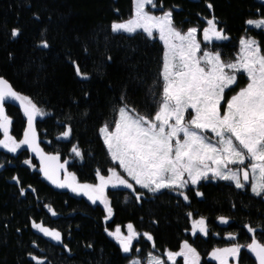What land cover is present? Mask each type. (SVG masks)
I'll return each instance as SVG.
<instances>
[{
  "label": "trees",
  "instance_id": "obj_1",
  "mask_svg": "<svg viewBox=\"0 0 264 264\" xmlns=\"http://www.w3.org/2000/svg\"><path fill=\"white\" fill-rule=\"evenodd\" d=\"M148 8L170 9L181 29L196 26L201 49L219 52L225 62L238 57L243 35L264 52V28L246 22L264 17V0H153ZM132 11L133 0H0V74L46 113L36 118L42 147L59 152L75 180L88 185L117 168L99 127L113 125L121 105L152 119L160 104L163 43L143 31L111 29L112 21ZM213 18L227 39H201ZM14 29L19 30L15 37ZM76 66L88 79L77 76ZM246 81L239 71L222 104ZM6 111L21 139L25 118L13 104H6ZM129 182L132 188L108 186L103 202H90L73 189L50 185L24 147L0 149V264H38L37 259L42 264H126L133 256L145 261L151 251L162 256L178 250L183 242L195 249L199 264H219L208 256L213 248L245 246L253 238L264 243V194L257 196L248 186L209 176L181 190L153 193ZM34 223L58 231L61 240L43 236ZM126 223L141 233L127 253L108 233ZM227 259V264H255L245 247ZM176 264H183L181 257Z\"/></svg>",
  "mask_w": 264,
  "mask_h": 264
},
{
  "label": "snow or ice",
  "instance_id": "obj_2",
  "mask_svg": "<svg viewBox=\"0 0 264 264\" xmlns=\"http://www.w3.org/2000/svg\"><path fill=\"white\" fill-rule=\"evenodd\" d=\"M152 3L153 0H134V16L127 21L114 22L111 25L113 32L135 33L142 30L149 37L153 36L155 28L165 44L161 73L163 91L154 117L149 119L138 114L134 116L125 106L119 108V119L114 122L113 130H109L108 124L99 129L112 159L119 162V166L136 184L153 193L162 189L181 190L189 182L195 185L201 179H209V172L212 179L232 181L237 188H243L245 184L241 181L240 174L242 173L243 181L246 182L250 178L251 169L253 178L258 171L260 181L259 190L257 183L253 182L252 191L257 196L264 194V53L261 52L260 46L254 40L241 39L243 56L236 63H223L219 52L213 54L204 51L203 55L197 58L196 53L201 48L195 37L197 28H189L182 34L173 26L170 11L162 16H153L145 11V5ZM207 23L209 27L203 29L205 41L227 39L223 30L216 28L214 18L209 19ZM247 23L261 27L264 26V19L249 20ZM11 34L15 37L19 30L14 29ZM173 40L179 43H171ZM41 46L47 48L48 43L43 41ZM201 60L206 61L207 70L200 66ZM225 68L235 71L229 74L225 72ZM241 70L246 73L249 82L246 87L226 100V107L221 114L225 91L236 83V72ZM75 71L81 79H88L86 74L81 73L79 66L75 67ZM9 98L21 102L28 118V129L19 143L8 136V125L11 121L5 115L4 104ZM189 109L194 115L185 122V113ZM45 114L30 98L14 91L8 81L0 77V129H3L6 138L11 141V146L5 140H0V145L16 152L21 145L30 144L32 122L36 116ZM206 131L218 138L216 142L209 141L203 134ZM70 135V127L62 133L65 138ZM72 151L76 156L81 155L75 146ZM57 159L56 156L48 157V161ZM230 165L244 167L234 170ZM56 168H63V165L49 163L41 170L55 182ZM109 172L108 177L99 176L101 182L98 185L80 186L88 190L85 195L91 193L89 199L93 202H103L105 188L109 185L133 187L115 169H110ZM185 174L188 179H184ZM23 191L21 189L22 194ZM180 194L183 195V192ZM136 198L139 200L140 194H137ZM184 198L187 199L186 196ZM108 212L111 214L110 208ZM199 224L204 225L203 218ZM33 227L56 241L61 240V233L58 231L42 228L35 223ZM127 228L128 236H122L119 227L111 233L119 240L126 253L130 251L132 240L138 235L132 224H128ZM200 231L206 232V229L202 227ZM249 231L255 230L250 227ZM144 235L149 240L152 239L149 234ZM241 247H247L254 253L258 264H264V244L257 242L255 238L246 246L234 245L231 248L215 250V253H219L216 259L220 264H226L225 257H238ZM184 248L195 254V249L187 242ZM173 255H185L187 264V256L183 250L180 253H168L169 259ZM38 264L42 262L38 261ZM132 264H140V261L134 260ZM148 264H163V261L150 255Z\"/></svg>",
  "mask_w": 264,
  "mask_h": 264
},
{
  "label": "rangeland",
  "instance_id": "obj_3",
  "mask_svg": "<svg viewBox=\"0 0 264 264\" xmlns=\"http://www.w3.org/2000/svg\"><path fill=\"white\" fill-rule=\"evenodd\" d=\"M148 5H150V4H147V5H145V11L146 12H148L150 15H153V16H162L165 12H169L170 11V9H165V10H163V11H161L160 13H155V12H153V11H151L149 8H148ZM134 11H135V4H134V0H133V11H132V14H131V16H129L128 18H125V19H121V20H115V21H112L111 22V25L114 23V22H124V21H127V20H129L130 18H132L133 16H134ZM171 12V11H170ZM260 19H264V17H252V18H249V19H247L246 20V22L247 21H249V20H253V21H258V20H260ZM173 23V22H172ZM248 24V23H247ZM248 25H250V24H248ZM173 26L177 29V30H179L182 34L183 33H186L187 32V30L189 29V28H193V27H195V28H197L196 26H190V27H188V28H186V29H181V28H179V27H177V26H175L174 24H173ZM250 26H255V27H257L255 24H251ZM207 27H209V25L207 26ZM261 27H263L264 28V26H261ZM112 29V28H111ZM138 31H142V30H138ZM123 32V31H122ZM127 33V32H126ZM203 33V32H202ZM210 35H211V33H210ZM153 36H156L162 43H163V45H164V53H165V44H164V41H162L161 39H160V37H159V32H158V30L157 29H153ZM195 37H196V40L200 43V41H199V39H198V36H197V32L195 33ZM202 40L204 39V35H202V38H201ZM241 39H245V40H249V39H251V40H254L253 38H251V37H249V36H247V35H243V36H241V38H240V41H241ZM255 41V40H254ZM171 43H179V41H175V40H173V41H171ZM201 45V44H200ZM204 51H209V52H211V53H216L217 51H212V50H209V49H201L200 48V51H198L197 53H196V56H197V58H199L200 56H202L203 55V52ZM262 52V51H261ZM262 53H264V52H262ZM243 56V53L241 52V44H240V46H239V55H238V57L235 59V60H233V61H229V62H225V61H223L222 59H221V57H220V59H221V61L223 62V63H225V64H227V63H236L241 57ZM163 59H164V56H163ZM200 66L201 67H205L206 68V70H207V67H208V65L206 64V61H204V60H201V62H200ZM162 70H163V66H162ZM235 70L234 69H228V68H225V72H227V73H229V74H231V73H233ZM242 71V70H241ZM243 72V71H242ZM238 72H236V74H237ZM244 73V72H243ZM245 75H246V73H244ZM246 78H247V75H246ZM248 78H247V81H246V83L242 86V87H240L236 92H234L232 95H235L241 88H244V87H246V85L248 84ZM231 95V96H232ZM231 96L229 97V98H231ZM228 98V99H229ZM223 102V101H222ZM121 107H125L124 105H121L119 108H121ZM224 107H226V102L224 103V104H222V107H221V114H223V110H224ZM158 108H159V106H158ZM158 110V109H157ZM132 115H134L135 116V114L134 113H132L131 111H129ZM156 113V112H155ZM155 115V114H154ZM154 115H153V117H154ZM192 115H194V113L192 112V110L191 109H189L186 113H185V122H187L188 120H190L191 119V116ZM152 117V118H153ZM117 119H119V109H118V111H117V117H116V120ZM115 120V121H116ZM105 124H108L109 125V130L111 131V130H113L114 129V124L113 125H110L109 123H103L100 127H99V129L102 127V126H104ZM8 132H9V129H8ZM99 134H100V136H101V138H102V140H103V142H104V136L99 132ZM205 136H207L208 137V139H209V141H211V142H216V140L218 139L217 137H215V135L213 134V133H211L210 131H206V132H204L203 133ZM181 138H182V134H181ZM5 141H6V143H8L9 144V146H11V141H9L7 138H5L4 139ZM12 140H14V139H12ZM15 141V140H14ZM16 142V141H15ZM16 143H18V142H16ZM104 145H105V147H106V149H107V151H108V153H109V156H110V158L112 159V156H111V154H110V152H109V150H108V147H107V145L104 143ZM0 146H3V145H0ZM218 147H219V145H218ZM5 148V147H4ZM113 160V159H112ZM66 161V160H65ZM113 162H117V168L115 167V168H112V169H115L116 170V172L120 175V176H122L125 180H127L128 181V183H130L129 181L130 180H132L134 183H135V181L132 179V177H130L128 174H127V172L123 169V168H121L120 166H119V162L118 161H115V160H113ZM248 163V161L246 160L245 161V164H247ZM212 167H214V165H212ZM229 167H231V168H233L234 170L237 168V167H244V165H240V166H237V165H230ZM110 175V172L108 171V173H106V174H98V178H97V181H96V183H94L93 185H98V184H100V179H99V176H104V177H108ZM212 174H211V172H209V176H211ZM249 175H250V178H249V180L248 181H243V176H242V173L240 174V178H241V181L245 184V186H248L249 187V189L251 190V192H253L252 191V184H253V182H256L257 183V185H258V190H259V184H260V181H259V173H258V171H257V174H256V177L255 178H253V176H252V173H251V169H249ZM184 179H188V177H187V174H185V177H184ZM113 183H116L115 181H113ZM190 183V182H189ZM234 183V182H233ZM131 184V183H130ZM136 184V183H135ZM191 184V183H190ZM235 184V183H234ZM138 185V184H137ZM196 185V184H195ZM109 186H111V185H109ZM118 186H124V185H118ZM140 186V185H139ZM108 187V186H107ZM106 187V188H107ZM105 188V189H106ZM145 189V188H144ZM146 190H148V189H146ZM149 191V190H148ZM254 193V192H253ZM128 224H132V223H126L124 226H123V228L120 226V225H116V226H114L113 228H111V229H109L108 230V233L111 235V233H114L115 232V230H116V228L117 227H119L120 228V230H121V235L122 236H128L129 235V229L127 228V225ZM133 225V224H132ZM133 230L135 231V233H137L138 235L132 240V243H133V241L135 240V239H137L138 238V236L141 234V233H139L135 228H134V226H133ZM146 232H142V234H143V236L144 237H146L144 234H145ZM147 234H149V233H147ZM150 235V234H149ZM111 237H113L118 243H119V245H120V247H121V244H120V242H119V240H117L116 239V237L114 236V235H111ZM188 244V243H187ZM184 245H185V242H183L182 243V245L180 246V248L178 249V250H173V251H166L165 252V254L164 255H158V254H156V253H154V252H148V254H147V257H146V259H145V261H142L139 257H137V256H133V257H131L128 261H127V263L126 264H132V262L134 261V260H138V261H140V264H148V262H149V256L151 255V257H153V258H159L160 260H162L163 261V264H176V259L178 258V257H181L182 258V263L183 264H186V260H185V255H173L172 256V258L171 259H169V256H168V253H180L182 250H183V252L186 254V256H187V264H199V256H198V254H197V252L195 251V254H193V253H190V252H188V250L186 249V248H184ZM189 245V244H188ZM190 246V245H189ZM191 247V246H190ZM192 248V247H191ZM228 248V247H227ZM121 249H122V247H121ZM217 249H226L225 247H223V248H213L212 250H210L209 251V253H208V256L209 257H212V258H214V259H216V255H219V253H215V250H217ZM122 251H123V249H122ZM215 253V254H214ZM225 259H226V264L228 263V259H227V256L225 257ZM38 261H40L39 259H37ZM217 260V262L220 264V261L218 260V259H216Z\"/></svg>",
  "mask_w": 264,
  "mask_h": 264
},
{
  "label": "water",
  "instance_id": "obj_4",
  "mask_svg": "<svg viewBox=\"0 0 264 264\" xmlns=\"http://www.w3.org/2000/svg\"><path fill=\"white\" fill-rule=\"evenodd\" d=\"M0 77H2L3 79L7 80L8 83L11 85L10 81L4 75L0 74ZM11 87H12V89L14 91H16L15 88L12 85H11ZM6 103H10V104H13L14 106H16L21 111L22 115L25 118L24 127H23V133H22V140H23L24 139V133L28 129V118L25 115L24 108L22 107L21 102L18 101V100H12V99L9 98L6 101ZM5 104H4V110H5V114H6ZM36 118H37V116H36ZM36 118L32 122V131L29 133L30 144H24V147L36 159L37 163L39 164V168H40V171L42 173V176L46 179V181L50 185H52V186H54L56 188H67V189H71L72 188V189H75V191L78 194L84 196L90 202H93L92 199H89V195H91V193H89V195H85L84 193L87 192L88 190L87 189H83V188L80 187L81 185H88V184H86L84 182H78V181H76L73 178V176L68 173V171H67V165H66L64 159H62V157L60 156V153L59 152H48V151H46L42 147V145L39 142V137H38V133H37V129H36ZM51 156H56V157H58V159L55 160V161H48V157H51ZM49 163H51L52 165H61V164L63 165V168H56V171H55V182H53L52 179H49L44 174V172L41 170L46 164H49ZM61 184H64L65 186L64 187H61L60 186ZM97 201H99V200H97ZM40 226L42 228H44L42 225H40ZM38 232L40 234L44 235L47 238H51V237L45 235L40 229H38ZM252 240L248 244H246V245L251 244L252 243ZM256 241L259 242V243H261V244H264L263 242H261L259 240H256ZM245 249L248 251L249 255L254 260V263L255 264H258V261H257L255 255H254V253L251 252L247 247H245Z\"/></svg>",
  "mask_w": 264,
  "mask_h": 264
},
{
  "label": "flooded vegetation",
  "instance_id": "obj_5",
  "mask_svg": "<svg viewBox=\"0 0 264 264\" xmlns=\"http://www.w3.org/2000/svg\"><path fill=\"white\" fill-rule=\"evenodd\" d=\"M6 104H10V103H6ZM6 104H5V108H6ZM7 115V111H6V114ZM9 120L11 121V123L8 125V129H9V132H8V136L11 137L12 139H14L16 142H20L22 140L21 139H17L14 135V120H13V115H11L9 113V115H7ZM24 117V116H23ZM23 125H24V122H23ZM24 127V126H23ZM37 129V128H36ZM23 133V131H22ZM39 137V136H38ZM6 138L5 134H4V131L3 129H0V140H4ZM20 147H24V145H21ZM25 148V147H24ZM0 149H3L5 151H8V152H11L8 150V148H4V146H0ZM26 149V148H25ZM49 152V151H48ZM31 154V153H30ZM61 156V155H60ZM63 159V158H62ZM36 160V159H35ZM67 165V164H66ZM67 171H68V168H67ZM69 173V171H68ZM70 174V173H69ZM72 175V174H71ZM73 176V175H72ZM74 178V177H73ZM75 179V178H74ZM77 181V180H76ZM80 182V181H78ZM62 189H67V188H62ZM72 189V188H71ZM76 192V191H75ZM77 193V192H76ZM78 194V193H77ZM43 226V225H42ZM44 228L48 229L47 227L43 226ZM50 230V229H49ZM44 236V235H43Z\"/></svg>",
  "mask_w": 264,
  "mask_h": 264
}]
</instances>
